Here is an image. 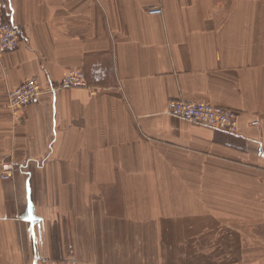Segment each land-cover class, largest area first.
Instances as JSON below:
<instances>
[{"label":"crops","instance_id":"1","mask_svg":"<svg viewBox=\"0 0 264 264\" xmlns=\"http://www.w3.org/2000/svg\"><path fill=\"white\" fill-rule=\"evenodd\" d=\"M0 18L19 29L0 264H264V0H6ZM71 69L86 86L49 92ZM27 78L44 92L13 110ZM170 100L232 109L238 131Z\"/></svg>","mask_w":264,"mask_h":264},{"label":"built area","instance_id":"2","mask_svg":"<svg viewBox=\"0 0 264 264\" xmlns=\"http://www.w3.org/2000/svg\"><path fill=\"white\" fill-rule=\"evenodd\" d=\"M6 0H0V13L4 10ZM162 13L161 8L148 10L149 15ZM19 29L7 20L0 18V52L15 50L18 45ZM84 72L79 69L68 70L58 86H48L49 92L72 87H85ZM43 92L40 82L35 78H27L20 85L8 91V106L17 110L34 102ZM167 111L179 118L191 122H198L208 127L222 128L231 133H237V113L229 108L213 105L208 102H189L170 100ZM251 125L260 127L258 120L251 121ZM15 165L0 158V179L6 180L12 176ZM64 264H77L74 257L65 259Z\"/></svg>","mask_w":264,"mask_h":264},{"label":"rangeland","instance_id":"3","mask_svg":"<svg viewBox=\"0 0 264 264\" xmlns=\"http://www.w3.org/2000/svg\"><path fill=\"white\" fill-rule=\"evenodd\" d=\"M43 92H44V89H43ZM43 92H42V93H43ZM42 93H41V94H42Z\"/></svg>","mask_w":264,"mask_h":264}]
</instances>
